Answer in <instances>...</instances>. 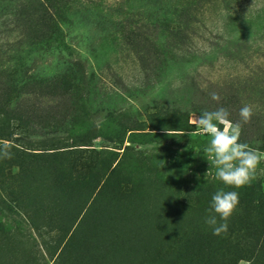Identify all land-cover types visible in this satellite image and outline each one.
I'll return each mask as SVG.
<instances>
[{
	"label": "rangeland",
	"instance_id": "rangeland-1",
	"mask_svg": "<svg viewBox=\"0 0 264 264\" xmlns=\"http://www.w3.org/2000/svg\"><path fill=\"white\" fill-rule=\"evenodd\" d=\"M59 1L61 33L29 0H0V69L77 64L0 111V264H250L264 243V161L250 185L227 187L209 137L192 133L205 110L241 124L251 106L240 142L254 130L263 143L247 144L264 153V0ZM220 188L240 203L214 235Z\"/></svg>",
	"mask_w": 264,
	"mask_h": 264
},
{
	"label": "clouds",
	"instance_id": "clouds-1",
	"mask_svg": "<svg viewBox=\"0 0 264 264\" xmlns=\"http://www.w3.org/2000/svg\"><path fill=\"white\" fill-rule=\"evenodd\" d=\"M212 99L219 101L217 93H212ZM253 115L251 106H244L240 110V117L248 122ZM230 113L225 108L213 111H203L195 118L196 132L209 137L204 151L216 169V179L227 187L241 188L250 185L256 178V169L264 161V153L251 148L247 143L240 142L241 124L230 120ZM223 126V127H221ZM169 136L172 133L165 129ZM4 156L11 158L5 151ZM240 203L237 191L218 189L212 196L209 215L206 223L213 227V234L220 235L228 231L227 221ZM219 217L222 223H218Z\"/></svg>",
	"mask_w": 264,
	"mask_h": 264
},
{
	"label": "trees",
	"instance_id": "trees-1",
	"mask_svg": "<svg viewBox=\"0 0 264 264\" xmlns=\"http://www.w3.org/2000/svg\"><path fill=\"white\" fill-rule=\"evenodd\" d=\"M20 1H25V0H20ZM29 1L32 3L33 10L39 17V20L45 22V23H41V26L43 28L49 27V29H55L58 31V33H61L59 32L60 29L56 25V22L62 21V23H64L65 21H67L66 13L69 11L70 8L64 10L65 4L61 3L59 0H29ZM18 6L23 7L25 5L23 3H19ZM70 15L73 16V14ZM40 35L41 36L37 37L38 40H40V38L42 37V34ZM41 43L44 42L37 41L35 45L37 44L40 45ZM47 44L50 45V41H48ZM20 64L22 65L21 62ZM20 64L18 65V67L17 66L8 67V68L6 67L0 69V76H6L4 82H6V84L8 85V90L7 93L5 94L6 95L5 99L3 100V98H1L0 96V111H4V109L9 107L10 104H15L13 102V98H12L13 96L16 98V97H20L22 93L23 95H30L34 93V95L38 97V95H40L39 92L42 88L46 89L50 85L58 86V83H60L61 81L70 80L74 76L72 73H75L73 71L74 66L76 67L77 65L74 61L72 62L67 61L66 63H64L66 66L62 67V69H56V70L53 69L50 72H47V70H37L33 72V71H29L26 68H22ZM5 115L6 113L4 112L3 116ZM258 121L264 122L261 116L258 119ZM241 124L243 127L246 125L242 121ZM1 137H6V136L0 133V139H2ZM91 137H92V133L90 132L70 139H71V143L74 144V146H77L87 143V141L90 140ZM66 140L68 141V138H66V136L65 137L62 136L60 138H57L54 143H57L59 145L65 144L67 143ZM245 140L247 143H250V145L256 143L262 145L263 135L261 137L258 132H255L254 130H250L249 133L246 134ZM261 205L264 207V197ZM259 231H262V229ZM248 250L249 247L245 249V251ZM250 264H264V243H261L259 245H254L253 250L251 251Z\"/></svg>",
	"mask_w": 264,
	"mask_h": 264
}]
</instances>
